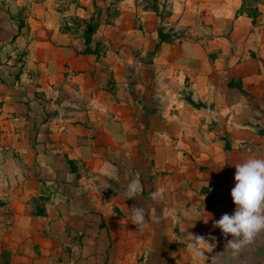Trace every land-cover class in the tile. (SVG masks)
Wrapping results in <instances>:
<instances>
[{"label":"crops","instance_id":"obj_1","mask_svg":"<svg viewBox=\"0 0 264 264\" xmlns=\"http://www.w3.org/2000/svg\"><path fill=\"white\" fill-rule=\"evenodd\" d=\"M80 1L76 38L53 0H0V264H264V233L234 255L214 227L264 158V0H173L192 38L159 36L158 0Z\"/></svg>","mask_w":264,"mask_h":264},{"label":"clouds","instance_id":"obj_2","mask_svg":"<svg viewBox=\"0 0 264 264\" xmlns=\"http://www.w3.org/2000/svg\"><path fill=\"white\" fill-rule=\"evenodd\" d=\"M235 187L231 191L233 202L236 205L233 214H223L215 221L214 227L220 228L227 238L230 234L226 248L239 253L243 248L255 242L257 237L264 233V158L251 156L244 162L235 165ZM141 193V185L133 179L126 188L127 199H136ZM152 199L160 197L159 191L151 194ZM132 223L137 227L146 224L145 210L142 207H132ZM192 243L186 245L187 250L194 259L200 260L205 251L211 252L213 244L203 236H193ZM212 239H215L214 237Z\"/></svg>","mask_w":264,"mask_h":264},{"label":"rangeland","instance_id":"obj_3","mask_svg":"<svg viewBox=\"0 0 264 264\" xmlns=\"http://www.w3.org/2000/svg\"><path fill=\"white\" fill-rule=\"evenodd\" d=\"M78 1L80 0H53V4L55 5V7L61 11V12H65V13H69L67 17L68 20H70L72 22L73 27H76V32H78V35H75L76 38L82 37L81 33H79L80 28L82 27V25H84L83 20L76 15V4L78 3ZM92 0H82V2H91ZM157 1V0H156ZM160 2V4H157L159 10H160V15H161V22L160 25L162 26V28L164 30H172V31H168L169 34H178V35H182V36H186V37H195L198 33L197 31L202 30V28L204 27V20L202 22L196 21V23H192L190 25H185V23H182L180 20H175L172 19V22L169 23V21L171 20V14H173L175 12V7H177L178 3L176 2V4H174L173 0H158ZM250 4H253V0H249ZM81 2V1H80ZM99 2H104V0H99ZM119 0H113V3L111 5V10H110V17H113L118 9L119 6ZM32 4V3H31ZM251 4V5H252ZM176 5V6H175ZM192 5H197L195 2L192 3ZM94 14L97 13V6H94ZM65 18V16H64ZM187 24V23H186ZM143 26L140 17H135V26ZM169 27H171L169 29ZM179 32V33H178ZM181 33V34H180ZM97 36H102V38L100 37V39L98 41L97 40ZM170 38H174V36H169ZM91 41H93L94 44H98L101 43L102 49L106 48H111V45L113 44V41L111 39V37L105 35L104 33H98V35L96 36H91ZM139 56L142 58H151V53H146L141 55L139 53Z\"/></svg>","mask_w":264,"mask_h":264},{"label":"trees","instance_id":"obj_4","mask_svg":"<svg viewBox=\"0 0 264 264\" xmlns=\"http://www.w3.org/2000/svg\"><path fill=\"white\" fill-rule=\"evenodd\" d=\"M101 13H102V8L97 5V13L96 14L93 13L91 15V17L86 21L87 29H86L85 37H86L87 41H90V39H91L90 37L92 35V32L99 25ZM159 36L161 38H165V36H166V33L162 31V27L159 28Z\"/></svg>","mask_w":264,"mask_h":264},{"label":"built area","instance_id":"obj_5","mask_svg":"<svg viewBox=\"0 0 264 264\" xmlns=\"http://www.w3.org/2000/svg\"><path fill=\"white\" fill-rule=\"evenodd\" d=\"M1 172H2V169H1V166H0V175H1Z\"/></svg>","mask_w":264,"mask_h":264},{"label":"water","instance_id":"obj_6","mask_svg":"<svg viewBox=\"0 0 264 264\" xmlns=\"http://www.w3.org/2000/svg\"><path fill=\"white\" fill-rule=\"evenodd\" d=\"M1 158V157H0Z\"/></svg>","mask_w":264,"mask_h":264}]
</instances>
